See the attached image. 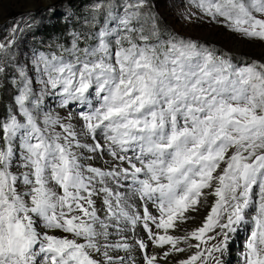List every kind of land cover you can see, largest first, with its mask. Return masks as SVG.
Listing matches in <instances>:
<instances>
[{"label": "snow or ice", "instance_id": "obj_1", "mask_svg": "<svg viewBox=\"0 0 264 264\" xmlns=\"http://www.w3.org/2000/svg\"><path fill=\"white\" fill-rule=\"evenodd\" d=\"M190 4L185 19L264 42V0ZM88 7L95 30L31 67L14 50L31 23L0 41V87L10 68L15 89L0 117V264H136L122 222L147 235L142 264H222L242 225L243 264H264V61L163 32L154 0ZM105 154L108 169L88 163Z\"/></svg>", "mask_w": 264, "mask_h": 264}, {"label": "rangeland", "instance_id": "obj_2", "mask_svg": "<svg viewBox=\"0 0 264 264\" xmlns=\"http://www.w3.org/2000/svg\"><path fill=\"white\" fill-rule=\"evenodd\" d=\"M16 1V2H14ZM44 0H11L9 5L0 4V20L4 18V21H0V41L6 39L10 35V28L13 23H21L27 21L31 23V27L24 28L23 32L18 34L15 50V63L24 64L26 67H31V56L34 51L53 50L54 47L50 42L42 44L43 49H39L41 45L39 40H43L45 28L50 24H57L59 21L71 22L74 18V11L72 10L73 3H85V11H90L88 5L96 2V0H53L50 5L42 6ZM155 8L154 12L159 16V23L161 30L166 33H174L180 37L191 38L199 41L202 44H206L214 47L218 53L224 54L226 57L232 59L234 62H248L251 60H264V42L258 40H248L242 37L239 33L230 31L228 28L209 22V19L205 17L203 20L185 19L187 15L192 12H198L190 4V0H154ZM21 8V13L16 8ZM29 14H31L29 16ZM87 30L92 31L89 25L84 23ZM111 26V25H110ZM95 30V29H94ZM71 39V36H70ZM40 43V44H39ZM242 48V51L238 54L234 53V49ZM48 51V52H49ZM254 56V57H253ZM12 75V70L9 68L6 71V76ZM3 78V82L5 81ZM0 87V107L2 102V93ZM15 95V93H14ZM14 97V96H13ZM47 98L45 99V105L50 104ZM55 108V105H52ZM63 115L64 109H56ZM76 111V110H73ZM79 127V124L77 125ZM91 142V141H86ZM107 162V163H106ZM93 167H100L108 169L112 161L108 155H103L101 158L88 161ZM102 195V194H100ZM209 199H212L209 197ZM57 235H66L64 233L57 232ZM232 257V256H231ZM229 264V263H228Z\"/></svg>", "mask_w": 264, "mask_h": 264}, {"label": "trees", "instance_id": "obj_3", "mask_svg": "<svg viewBox=\"0 0 264 264\" xmlns=\"http://www.w3.org/2000/svg\"><path fill=\"white\" fill-rule=\"evenodd\" d=\"M89 1H85V3L78 4L73 3L72 4V10L74 11V18L71 22H62L59 21L57 24H50L49 27L45 28V33L43 35V40H39L41 45L38 46V48L41 50L43 49L42 44L45 42L54 43L52 39L57 41L58 43H64L67 46V42L70 40V31H78V32H89L87 30V27L84 26V20L85 17H88L90 15V11H85L86 4H88ZM94 31V29H92ZM166 33V32H165ZM39 43V44H40ZM89 43H92L90 40ZM47 50L46 52H48ZM10 77V74L5 76V81L3 82V87L1 88L2 93V102L0 107V117L3 116L4 112L6 111V108L12 103L13 96L15 93V89L9 84L8 78Z\"/></svg>", "mask_w": 264, "mask_h": 264}, {"label": "bare ground", "instance_id": "obj_4", "mask_svg": "<svg viewBox=\"0 0 264 264\" xmlns=\"http://www.w3.org/2000/svg\"><path fill=\"white\" fill-rule=\"evenodd\" d=\"M11 2V0H2V2H0V4H4V5H9ZM16 2V1H14ZM53 3V0H44L43 1V4L42 6H46V5H50ZM17 11L21 12V8L17 7L16 8ZM26 11H23L21 13H25ZM5 19L2 18V20H0L1 22L4 21ZM234 53L238 54L242 51V48H237L234 49ZM254 57V56H253ZM264 61V60H263ZM103 194V193H101ZM100 198H102V196H98L96 197V203H97V206H98V211L99 210H102L103 209V204L101 201H98ZM211 200V199H210ZM205 212L207 211V209L204 210ZM199 218L197 220H190L187 222V225H178L177 228H176V233L180 234V235H183V232L181 231V228L182 227H187L188 225H191L193 227L197 226L200 221L202 220L203 218V215L202 214H198ZM121 227L123 228H126V225H121ZM143 230V229H142ZM110 232L113 231V230H109ZM144 231V230H143ZM172 230H170V233H171ZM125 237H127V242L131 245H134L133 249L131 250V256L135 258L136 260V264H142V259H141V253H140V250L138 249V247L135 246V241L138 240V239H141L138 235H126ZM110 240L112 241H117L120 239V235H116L115 233H113V235H111L109 237ZM142 239H145L147 240V235L146 233L144 234L143 238ZM167 247V246H166ZM153 246L151 245V243H149V249L152 250ZM156 251H159L158 249H156ZM113 255H119V256H128L129 253H126L124 251H119L118 253H113ZM182 255V254H181ZM236 263L237 264H243V261H240L239 259L236 260ZM172 264H174V261L172 262ZM228 264V263H227Z\"/></svg>", "mask_w": 264, "mask_h": 264}]
</instances>
